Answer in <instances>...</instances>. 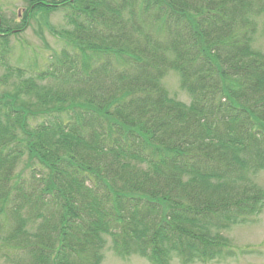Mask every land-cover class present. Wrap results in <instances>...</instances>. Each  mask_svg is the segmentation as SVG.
I'll return each mask as SVG.
<instances>
[{
    "label": "trees",
    "instance_id": "obj_1",
    "mask_svg": "<svg viewBox=\"0 0 264 264\" xmlns=\"http://www.w3.org/2000/svg\"><path fill=\"white\" fill-rule=\"evenodd\" d=\"M25 1L0 13L3 53L33 14L69 27L0 93L2 264H101L107 239L155 264L225 257L223 231L264 209V0Z\"/></svg>",
    "mask_w": 264,
    "mask_h": 264
},
{
    "label": "rangeland",
    "instance_id": "obj_2",
    "mask_svg": "<svg viewBox=\"0 0 264 264\" xmlns=\"http://www.w3.org/2000/svg\"><path fill=\"white\" fill-rule=\"evenodd\" d=\"M28 4L25 0H0V13L11 23L21 22L23 11ZM61 10L48 15H31L28 25L19 33L8 37V51L3 53L0 45V93L6 91L7 85L17 81L15 71H23L24 76L46 69L55 53L65 47V41L54 35L53 30L68 28ZM51 28V29H50ZM254 47L264 52V35L261 26L254 39ZM2 55L4 57H2ZM10 68V71L7 68ZM23 76V77H24ZM170 96L188 103L190 97L180 87L176 72L169 71L162 81ZM257 185L264 190V169L255 176ZM229 240V253L225 257L202 263L194 261L184 263L175 255L169 264H264V209L249 223H239L223 231ZM3 261L0 259V264ZM101 264H155L138 254L121 256L115 253L111 240L107 239Z\"/></svg>",
    "mask_w": 264,
    "mask_h": 264
}]
</instances>
